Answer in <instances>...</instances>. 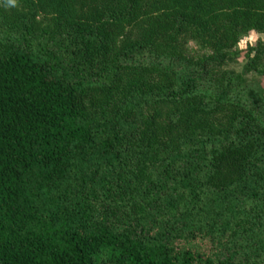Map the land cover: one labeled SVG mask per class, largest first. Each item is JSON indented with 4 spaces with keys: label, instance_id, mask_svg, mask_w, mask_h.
I'll use <instances>...</instances> for the list:
<instances>
[{
    "label": "trees",
    "instance_id": "obj_1",
    "mask_svg": "<svg viewBox=\"0 0 264 264\" xmlns=\"http://www.w3.org/2000/svg\"><path fill=\"white\" fill-rule=\"evenodd\" d=\"M250 31L264 0H0V264H264Z\"/></svg>",
    "mask_w": 264,
    "mask_h": 264
},
{
    "label": "rangeland",
    "instance_id": "obj_2",
    "mask_svg": "<svg viewBox=\"0 0 264 264\" xmlns=\"http://www.w3.org/2000/svg\"><path fill=\"white\" fill-rule=\"evenodd\" d=\"M40 19V18H39ZM42 22H45L44 20ZM253 31H250L246 36H244L242 38V40L239 42L238 44V47L243 49L242 53H241V56H240V59H239V63L235 65V67L237 69H240L242 64L244 63L245 61V57H244V54H245V50L244 48L247 46V44H250V42H248V37L250 36V34L252 33ZM256 33V32H255ZM258 36H257V39L260 38L262 40H264V33H257ZM256 39V40H257ZM186 48H187V51H188V54L189 55H193L195 57H200L202 55H205V54H209L211 50L209 49H206V48H201L197 43H195L194 41L192 40H189L187 43H186ZM260 68L264 69V61L260 62L259 65H258ZM249 77H254L256 78L257 80H259V83L260 85L264 88V75L262 76H257V74H254V73H250L248 75Z\"/></svg>",
    "mask_w": 264,
    "mask_h": 264
},
{
    "label": "clouds",
    "instance_id": "obj_3",
    "mask_svg": "<svg viewBox=\"0 0 264 264\" xmlns=\"http://www.w3.org/2000/svg\"><path fill=\"white\" fill-rule=\"evenodd\" d=\"M18 6V0H5V7L12 8ZM258 34L254 31L248 37V42L255 44Z\"/></svg>",
    "mask_w": 264,
    "mask_h": 264
}]
</instances>
